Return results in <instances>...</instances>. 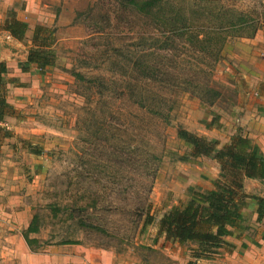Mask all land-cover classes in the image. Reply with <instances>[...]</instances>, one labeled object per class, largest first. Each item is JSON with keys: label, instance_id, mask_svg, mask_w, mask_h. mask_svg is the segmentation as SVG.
Segmentation results:
<instances>
[{"label": "rangeland", "instance_id": "1", "mask_svg": "<svg viewBox=\"0 0 264 264\" xmlns=\"http://www.w3.org/2000/svg\"><path fill=\"white\" fill-rule=\"evenodd\" d=\"M220 1L245 11L258 0ZM114 4V0H0V60L5 65L11 61L3 77L4 95L14 109L13 116L0 124V264H25L31 252L22 232L34 216L39 232L30 237L40 245L35 254L69 241L93 252L86 257L82 249L77 251L87 264H104V258L106 264L198 261L194 245L164 240L158 224L171 207L188 200L189 190L212 189L220 177L219 166L213 157L192 164L180 161L189 151L176 131L180 127L215 141L218 149L230 142L211 135L228 131L223 120L235 99V85H242L231 58L245 38L229 39L223 48L214 72L220 97L212 106L182 92L165 94L174 102L173 111L158 118L140 109L129 94L117 99L123 89L122 69L131 65L121 54L133 57L139 42L119 20ZM12 19L27 24L22 43L10 42L2 30ZM37 26L53 32L55 65L43 73L34 66L21 72ZM259 32L264 34V26ZM104 82L109 86L105 91ZM35 151L38 155L32 154ZM137 157L142 159L135 161ZM144 168L149 174L155 169L154 177L140 178ZM151 183L148 204L155 220L142 229L128 214L136 194H145ZM244 191L264 198V183L245 180ZM244 211L246 220L234 231L235 237L263 238L261 227L252 222V206ZM82 221L106 234L81 227ZM225 251L206 260L219 263Z\"/></svg>", "mask_w": 264, "mask_h": 264}, {"label": "trees", "instance_id": "2", "mask_svg": "<svg viewBox=\"0 0 264 264\" xmlns=\"http://www.w3.org/2000/svg\"><path fill=\"white\" fill-rule=\"evenodd\" d=\"M114 1L113 7L120 14L119 20L122 18L121 21L134 31L139 42L133 57L121 54L123 60L131 65L122 69L120 87L123 86V89L118 91L117 99L129 94L130 99L135 97L140 109L158 118H164V111H173L174 102L165 98V94L182 92L212 106L220 97L214 72L221 61L225 44L232 38L253 39L264 26V1L261 0L245 11L220 0ZM2 30L14 41L22 43L27 24L12 19L5 22ZM52 42L51 30L43 26L35 27L21 72L34 66L43 73L53 67L55 53L51 48ZM6 73L7 66L0 60V123L14 114L4 95L3 77ZM134 74L135 78H131ZM106 89L109 86L104 82V91ZM176 136L189 151L180 161L192 164L198 158L213 157L219 166L220 177L212 182L210 190H189L188 200L163 214L158 232L168 242L194 245L195 260L210 259L219 249L230 247L225 242L226 237L242 229V212L250 207L249 200L254 201L256 223L264 220V198L248 195L244 191L245 180L264 183V156L257 146L239 135L219 149L217 142L208 141L180 127ZM104 143L107 144V139ZM106 149L104 147V151ZM32 154L38 155V152ZM141 159L137 157L135 161ZM144 160L147 161V158L140 162L142 168ZM144 169L140 178L154 177L155 169L151 170L152 174ZM151 186L152 183L146 186L145 194L142 191L136 194L134 208L128 214L135 227L141 225L143 229L154 223L148 204ZM52 212L53 217H57L56 208H52ZM80 223L81 227L100 230L87 222ZM100 231L106 234L105 230ZM38 232L39 222L34 216L22 232L23 241L32 253H36L40 245L30 235ZM59 244L76 243L65 241Z\"/></svg>", "mask_w": 264, "mask_h": 264}, {"label": "crops", "instance_id": "3", "mask_svg": "<svg viewBox=\"0 0 264 264\" xmlns=\"http://www.w3.org/2000/svg\"><path fill=\"white\" fill-rule=\"evenodd\" d=\"M8 38L14 44L19 43L9 36ZM241 41L244 44L239 45V49L235 50L233 58H231L232 66L240 72L242 85H235V99L223 120L224 127L227 126L228 131H217L218 136L211 135V139H222L221 142H228L234 136L239 135L247 138L264 155V34L258 32L253 39ZM10 62H6L8 70L11 67ZM254 91L259 92L258 97L252 96ZM251 206L252 222L255 226L261 227L263 238L257 239L250 235L236 238L234 232L232 236L225 238V242L230 247L218 250L226 249L224 259H221L219 263H216L215 260L201 259L196 264H264V220L261 223H256L254 203L250 204ZM242 214L246 220L245 211ZM80 249L86 253V257L93 255L91 250L84 249L79 245L49 246L43 249L42 253L27 254L24 263L78 264V262H86V257H81L77 253ZM98 257L101 258L100 255ZM106 263L107 260L104 258V264Z\"/></svg>", "mask_w": 264, "mask_h": 264}, {"label": "built area", "instance_id": "4", "mask_svg": "<svg viewBox=\"0 0 264 264\" xmlns=\"http://www.w3.org/2000/svg\"><path fill=\"white\" fill-rule=\"evenodd\" d=\"M257 94L255 93L254 96H256Z\"/></svg>", "mask_w": 264, "mask_h": 264}]
</instances>
